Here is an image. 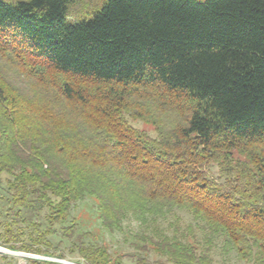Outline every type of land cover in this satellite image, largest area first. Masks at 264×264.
<instances>
[{
    "label": "trees",
    "instance_id": "1",
    "mask_svg": "<svg viewBox=\"0 0 264 264\" xmlns=\"http://www.w3.org/2000/svg\"><path fill=\"white\" fill-rule=\"evenodd\" d=\"M70 1L0 0L4 242L49 254L58 224L86 264H148L77 233L71 208L90 196L105 230L182 208L264 264V0H105L75 21ZM154 233L137 250L211 264L183 233Z\"/></svg>",
    "mask_w": 264,
    "mask_h": 264
},
{
    "label": "rangeland",
    "instance_id": "2",
    "mask_svg": "<svg viewBox=\"0 0 264 264\" xmlns=\"http://www.w3.org/2000/svg\"><path fill=\"white\" fill-rule=\"evenodd\" d=\"M12 1V0H5ZM105 0H71L68 4L69 16L68 18L75 21L81 17H87L88 14L100 8ZM128 120L135 127L145 130L149 135L155 136V126L146 123L142 120L129 117ZM167 122V121H166ZM209 175L212 178L218 179V168L215 164L210 165ZM10 175L7 173L1 174L2 185L0 186V264H29L31 259L51 261V264H86L81 255L76 250L72 251L69 247L67 240H61V230L58 224H55L57 228V234H53L50 237L51 245L47 247L49 254H36L23 251L19 248L21 243L28 242V235L16 237L14 243L16 248H10L9 243L6 244L3 238L6 237L4 228V219L11 213L9 206L6 203L7 198L5 181ZM43 212L41 213V215ZM41 215L32 216V219H36L43 223ZM99 213L97 210V203L93 197L85 196L83 199L74 203L71 208L70 219L75 218L76 227L78 232H89L91 235L96 236L97 240L104 242L109 251L124 253L128 255H134L135 257H145L148 264H171L165 256L159 252H155L152 248H148V251L137 250V246L142 245L136 238L138 235L144 237L154 236V230L156 228L164 229L165 235L172 234V231H177L178 234L183 233V241L188 243L192 242L197 247L198 253L207 252L210 256L211 264H254L252 260L242 259L237 256L234 249L227 247L225 244L224 236L212 235L205 223L198 218L193 217V214L186 209L171 208L163 215H157L153 220L149 221L145 225L139 223L137 219L131 215L122 223L121 230L108 231L99 225ZM25 224L18 222L13 224V229L18 227L28 231L24 227ZM76 229V228H75ZM90 235V236H91ZM8 251V252H7ZM62 254L63 257H59ZM36 255V256H33ZM123 264H134L129 257L123 258Z\"/></svg>",
    "mask_w": 264,
    "mask_h": 264
},
{
    "label": "water",
    "instance_id": "3",
    "mask_svg": "<svg viewBox=\"0 0 264 264\" xmlns=\"http://www.w3.org/2000/svg\"><path fill=\"white\" fill-rule=\"evenodd\" d=\"M33 256H36V255H33Z\"/></svg>",
    "mask_w": 264,
    "mask_h": 264
},
{
    "label": "bare ground",
    "instance_id": "4",
    "mask_svg": "<svg viewBox=\"0 0 264 264\" xmlns=\"http://www.w3.org/2000/svg\"><path fill=\"white\" fill-rule=\"evenodd\" d=\"M8 252V251H7Z\"/></svg>",
    "mask_w": 264,
    "mask_h": 264
}]
</instances>
